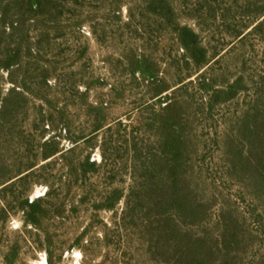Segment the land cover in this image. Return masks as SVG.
Returning a JSON list of instances; mask_svg holds the SVG:
<instances>
[{
    "label": "rangeland",
    "instance_id": "rangeland-1",
    "mask_svg": "<svg viewBox=\"0 0 264 264\" xmlns=\"http://www.w3.org/2000/svg\"><path fill=\"white\" fill-rule=\"evenodd\" d=\"M172 1L175 20L197 30L215 55L199 73L205 85L194 76L176 86L191 67L177 42L175 23H163L147 12L143 0H124L120 11L111 10L109 0H83L76 13L85 20L82 25L73 26L67 15L57 29L50 28L43 52L55 66L46 91L52 106L29 96L19 122L25 136L20 160L32 162L39 154L37 141L55 137L64 149L77 145L68 155L76 162L90 155L102 168L70 184L58 155L29 182L0 195V264H167L149 253L153 244L141 227L132 226L125 198L113 210L99 207L112 188L125 197L134 186L133 170L141 161L127 151L124 140L146 145L141 155L149 162L167 163L160 130V111L167 102L182 107L186 184L197 200L208 204L204 231L216 237L220 216L232 217L244 242L239 264H264V200L232 176L225 154L226 140L233 147L247 145L241 141L243 117L264 111V0H212L213 12L207 16L200 11L197 20L181 11L180 0ZM248 27L242 37H235ZM94 32L103 38L98 40ZM141 56L156 69L154 77L133 73V59ZM7 78L4 73L5 91L13 87ZM232 85L233 98H215L217 91L229 93ZM168 87L172 89L164 92ZM40 109L52 116L53 124L41 121ZM96 116L112 130L94 137L91 120ZM66 134L71 139L94 138L74 145ZM110 137L100 149L102 139ZM15 156H9L10 164ZM156 176L153 181L161 179ZM45 179L49 186L35 183ZM25 198L44 199L37 226L25 222L19 208ZM195 231L200 235L202 228ZM159 245L162 250L165 243Z\"/></svg>",
    "mask_w": 264,
    "mask_h": 264
},
{
    "label": "trees",
    "instance_id": "trees-1",
    "mask_svg": "<svg viewBox=\"0 0 264 264\" xmlns=\"http://www.w3.org/2000/svg\"><path fill=\"white\" fill-rule=\"evenodd\" d=\"M110 9L120 11L124 0H109ZM212 0H180V9L190 19L197 20V14L204 10L209 16L213 8ZM83 0H0V195L13 186L29 182L32 178L54 164L56 156L64 161L71 182H78L87 173H97L102 168L96 160L87 155L76 162L68 155L75 152V147L64 149L55 137L37 141L39 154L31 157L32 162L22 164L20 147L25 144V136L20 130L19 122L29 96H37L43 106L51 108L46 91L50 88V80L55 70L54 61L44 54L45 42L50 39V28H58L63 18L68 15L73 26L82 25L78 8ZM145 10L154 16H159L163 23H175L177 42L183 50L186 65L191 70L182 78L178 85L196 76L205 85L203 76L199 74L209 63L214 54H210L201 40L200 33L188 24H180L176 19L175 2L172 0H143ZM264 16V10L261 11ZM258 23L253 29L261 26ZM249 29L238 31L235 37H242ZM98 33V34H97ZM98 40L103 34L94 32ZM133 73L144 77H154L156 69L141 56L132 62ZM4 73L7 81L13 87L5 91ZM204 83V84H203ZM175 86V87H176ZM181 87V86H180ZM39 89L40 91L38 92ZM172 87L164 90L167 92ZM178 89V88H177ZM230 92H216V99L227 95L233 98L236 92L234 85ZM37 113L43 123L53 124L52 116L44 114L42 109ZM162 131V153L166 155L167 163L160 164L157 160L149 162L146 153L148 147L128 138L125 141L127 151L133 153V158L139 159V166L134 167V186L128 196L124 197L122 190L112 188L99 205L104 210H113L125 198L132 226L141 227L144 235L149 237V253L162 257L167 264H239L240 253L244 251L243 237L239 224L230 216L219 218V233L213 237L204 231L207 222L208 204L196 199L190 186L186 184L187 171L183 162L187 150V140L183 133L182 107L176 103L167 102L160 111ZM51 120H50V118ZM260 117L261 123H257ZM241 134L246 142L245 147H233L231 140H226L225 154L232 176L240 178L253 196L264 200V111L256 109V113L243 117ZM103 118H92L91 129L94 137L99 132H110ZM127 128V126H125ZM127 131V129H125ZM93 136L90 137L94 138ZM65 138L74 145L81 140ZM44 140V141H43ZM112 137L103 138L100 149ZM16 155L17 160L9 163V156ZM72 157V156H71ZM20 160V161H19ZM43 163V164H42ZM158 174L161 179L153 181ZM109 174V179L113 178ZM153 181V182H152ZM50 185L48 180L41 182ZM112 183V182H110ZM44 199L30 201L28 198L20 202L19 208L25 215V222L37 226L39 215L43 212ZM198 235L195 229H201ZM160 241L165 245L160 249ZM48 253V259L50 254Z\"/></svg>",
    "mask_w": 264,
    "mask_h": 264
}]
</instances>
